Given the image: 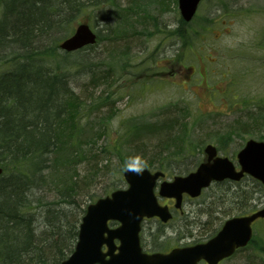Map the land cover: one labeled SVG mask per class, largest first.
<instances>
[{"label": "rangeland", "instance_id": "rangeland-1", "mask_svg": "<svg viewBox=\"0 0 264 264\" xmlns=\"http://www.w3.org/2000/svg\"><path fill=\"white\" fill-rule=\"evenodd\" d=\"M197 10L187 24L176 0H111L86 7L69 25L72 32L85 23L98 36L93 47L82 50L87 64L73 69L79 76L72 79L79 101L67 110L70 119H77L81 154L89 158L77 169L92 181L86 190L95 197L124 189L122 172L129 165L156 170L168 164L171 180L187 167L193 169L185 155L204 156L206 144L236 164L246 141H264V0H203ZM75 57L65 58L67 70L75 68ZM85 67L94 69L92 77L81 76ZM139 124L158 130L133 136ZM166 124L170 129H163ZM239 188L253 193L252 202L242 200L244 210L232 201V191ZM263 203L252 179L240 186L212 185L197 199H185L182 213L175 211L167 224L143 223L142 243L146 250L162 253L193 245L220 222ZM260 221L253 223L252 245L221 264H264Z\"/></svg>", "mask_w": 264, "mask_h": 264}, {"label": "trees", "instance_id": "trees-1", "mask_svg": "<svg viewBox=\"0 0 264 264\" xmlns=\"http://www.w3.org/2000/svg\"><path fill=\"white\" fill-rule=\"evenodd\" d=\"M109 1L0 0V264H59L74 248L84 207L95 199L86 190L92 181L77 169L89 159L78 146L77 119L67 114L79 101L73 69L87 59L74 53L78 63L69 71L71 54L60 56L57 45L80 11ZM83 70L81 76L94 74ZM143 131L154 133L139 124L132 135Z\"/></svg>", "mask_w": 264, "mask_h": 264}, {"label": "water", "instance_id": "water-1", "mask_svg": "<svg viewBox=\"0 0 264 264\" xmlns=\"http://www.w3.org/2000/svg\"><path fill=\"white\" fill-rule=\"evenodd\" d=\"M179 10L184 21L189 22L196 12L200 0H178ZM96 36L85 24H80L75 33L64 40L59 48L69 52L80 50L83 46L94 44ZM206 164H202L195 173L185 178L177 177L173 183L160 186V196L176 198L180 204L181 193L188 192L197 197L201 188L207 187L210 181L232 179L239 181L244 173L264 185V143L249 140L238 153L237 161L241 169L235 172L233 164L227 159L215 158L216 152L210 145L206 146ZM212 160V162H210ZM0 169V174H1ZM159 173L149 174L129 168L123 174L129 189L113 192L110 197L98 199L95 204L87 206L86 215L78 233L79 240L75 252L68 261L61 264H198L200 259L208 264H217L222 258L232 255L236 248L245 246L251 239L250 225L254 220L264 217V207L251 215L230 218L224 222L220 231L207 243L177 248L166 255L142 254L138 243V231L143 216H159L165 222L170 217L166 207L161 208L153 196V185ZM117 220L121 226L108 230L107 220ZM107 234V237H105ZM118 239V253L113 239ZM107 244L108 252L103 254L101 247ZM106 256L110 258L106 260Z\"/></svg>", "mask_w": 264, "mask_h": 264}]
</instances>
